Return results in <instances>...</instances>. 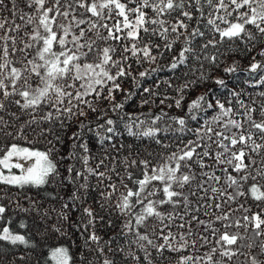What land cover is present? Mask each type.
<instances>
[{"label": "snow or ice", "instance_id": "snow-or-ice-1", "mask_svg": "<svg viewBox=\"0 0 264 264\" xmlns=\"http://www.w3.org/2000/svg\"><path fill=\"white\" fill-rule=\"evenodd\" d=\"M21 3L23 7L17 0H9L8 4L0 0V111H6L9 104L33 112L54 108L55 117L52 111L41 117L50 122L61 116L69 120L87 118V108L97 113V119L104 120L97 128L112 134L100 136L97 132L101 144L118 133L116 121L105 119L108 110L101 109L98 113L97 103L102 97L112 105L110 111L118 113L123 108L122 103H115L113 93L121 91L118 80L131 76L130 71L126 72V68L132 67L130 59L135 58L138 65L155 63L158 55L171 52L183 38L171 69L186 63L189 55L201 60L193 41L205 36L200 27L205 20L204 27L211 26L213 38L202 44L200 52L226 42L240 41L251 47L264 43V0H21ZM4 9L10 16L2 15ZM193 20L196 24L189 31ZM215 34H219L218 40ZM157 39L162 43H156ZM258 54L264 56V49ZM217 58V55L204 57L213 64ZM258 70L264 71V63L255 61L250 71ZM234 71L235 66L224 69L225 73ZM149 74L145 70L139 76ZM215 83L227 86L223 79ZM260 84H264V76L256 81V85ZM258 95L264 98V92ZM240 97L241 93L232 92L226 102L216 99L213 104L207 94L199 96L190 104L189 113L193 109L204 113L211 110L212 115L194 129L187 126L185 118L171 117L180 126L172 130L180 133L175 137L178 143L172 145L156 138L170 127L133 131L137 121L140 125L145 121L129 116L125 127L130 136L154 139L163 148L175 150L155 154L154 159L125 157L120 161L123 176L115 167V157L112 166L105 164L108 157L99 160L95 168L89 166L87 144L80 145L84 155L78 158L85 171L69 167L68 172L75 171L76 178L83 176L85 181L87 175L97 177L100 182L107 180L108 190L101 193L102 198L110 203L116 197L115 209L127 217L121 235L127 238L129 250L117 251L124 252L136 264H154L150 249L166 260V253L175 254L170 264H240V256L245 257L244 264H264V259L259 258L264 256V99L257 103ZM180 104L176 100V107ZM164 115L167 114L156 115L151 124L155 125ZM190 118L197 120L196 115ZM4 123L0 116V124ZM28 124L38 121L33 117ZM80 126L87 125L82 122ZM45 131L39 134L44 135ZM18 133L27 139L23 127ZM185 136L190 138L185 140ZM78 138L74 134L73 139ZM53 151L54 148L42 151L11 144L0 157V184L41 187L50 177H58ZM75 155L70 154L69 158ZM101 167L105 171H100ZM13 168L19 169L20 174L12 173ZM130 169L138 170L139 175ZM113 176L119 184L113 181ZM69 179L75 182V178ZM80 187L86 190L88 185ZM121 187L124 191H120ZM72 199L79 197L73 193ZM67 207L65 204L64 208ZM5 211V206L0 205V219ZM84 212L89 224H94L92 210L85 208ZM88 239L97 244L100 240L94 232ZM0 241L29 244L24 235L14 234L8 227L0 229ZM133 246L143 253V258L131 251ZM256 249L258 252L254 254ZM97 251L103 254L104 249ZM50 260L54 264H71V256L64 247L53 248ZM103 264L113 261L104 259Z\"/></svg>", "mask_w": 264, "mask_h": 264}, {"label": "trees", "instance_id": "trees-1", "mask_svg": "<svg viewBox=\"0 0 264 264\" xmlns=\"http://www.w3.org/2000/svg\"><path fill=\"white\" fill-rule=\"evenodd\" d=\"M5 3L8 4L9 0H5ZM17 3L23 7L21 0H17ZM2 15L10 16V13L4 9ZM205 23L206 20L201 21L200 24L205 36L197 37L193 41V47L201 56L199 61L186 54L189 55L186 63L180 64L176 69H171L173 58L179 56L183 38L171 52L166 51L163 56L158 55L155 63L144 62L138 65L135 58L128 61L132 67L131 69L126 68V72L130 71L131 76L118 80L121 91L113 93L115 103H122L123 108L118 113L110 111L112 105L102 97L97 103L98 113L101 109L108 110L105 119L111 118L116 121L115 128L118 134L113 135L111 141L105 140L103 144L100 143V136L112 134L97 128V125L103 124L104 120L97 119V113H92L87 108H85V111H88L87 118L73 117L69 120L61 116L59 120L54 118L50 122L41 120V117L48 111H52L55 117L54 108L45 107L44 111L37 109L33 112L31 109L22 110L15 104H9L6 111H0V116L5 122L0 124V129H2L0 130V156L13 143L31 146L42 151L54 148L52 159L57 163L59 172L58 177H50L49 182L41 187L18 188L0 184V205L6 208L3 218L0 219V229L8 227L14 234L24 235L29 241L28 245L19 243L13 245L9 241H0V264H53L50 260V251L57 247L67 248L71 256V264H103L104 259L113 261V264H136L131 257L125 256L124 252L117 251L119 248H124L125 252L129 250L127 238L121 235L123 223L127 217L119 214L115 209L116 197H113L110 203H106L102 198L101 193L108 190L105 188L108 181L100 182L97 177L87 175V173H85L87 175V181H85L83 176L76 178L75 171L69 173L68 168L74 167L76 170L85 171L84 165L78 158L84 155L80 145L85 143L89 149L87 154L91 156L89 166L95 168L98 161L105 157H108L105 164L112 166V157H115V167L121 176L125 174V171L120 161L125 157L154 159L155 154L175 150L173 147L163 148L161 144L155 143L154 139L130 136L125 127V124L129 122V116L133 118L138 116L139 120L145 121L143 125L137 121L133 125V131H142L148 127L161 129L170 127L169 131L158 133L156 138L160 139L163 144L172 145L178 143L175 137L180 135L179 132L172 130L180 126L171 120V117L185 118L187 126L194 129L202 123L204 118L212 115L211 110L204 113L193 109L189 113L190 104L199 96L207 94V99L213 104L216 99L226 102L231 98L232 92L241 93L240 98L245 99L246 102L254 99L259 103L261 99H264L258 95L264 92V84L256 85V81L264 76V71H250V65L253 62L264 63V56L258 54L261 49H264V43L258 42L251 47L240 41L226 42L217 45L216 48L210 46L200 52L202 44L213 38V33L209 31L211 26L204 27ZM217 23L220 22L217 21ZM195 24L193 20L189 31ZM221 27L225 25L221 24ZM215 38L218 40L219 34H215ZM155 42L162 43L159 39ZM249 47H251L250 51ZM210 55H217L215 64L204 59L205 56ZM232 66H235L236 71L224 72L225 68ZM152 69H157V71L152 72ZM145 70H148L150 74L140 77L139 73ZM201 76L205 79L202 80ZM133 77H135V82ZM217 79L226 81L227 86H218L215 83ZM186 84L188 87H185ZM144 89H149V91L146 92ZM128 93L131 95L128 96ZM104 95H107V88L104 90ZM89 99H93L95 103L94 98L89 97ZM161 100L164 103H161ZM176 100L181 101L180 107H176ZM161 113L167 115H164L155 125L151 124L152 119ZM121 115L123 119H120ZM191 115H196L197 120H192ZM33 117L36 118L38 124L29 125L28 122ZM82 122L87 126L81 128ZM21 127L27 139L20 137L18 130ZM41 130L47 131L44 135H40ZM74 134H77L79 138L73 139ZM188 138L190 137H184L185 140ZM73 153L76 155L70 159L69 156ZM150 153L153 156H149ZM5 171L8 170L5 169ZM100 171H105V168L101 167ZM130 171L139 175L136 169H130ZM69 178H75V182H70ZM113 181L119 184L115 176H113ZM84 183L88 185L86 190L80 187ZM125 183L132 187L130 182L125 181ZM120 191H124L123 187ZM73 193L79 197L78 200L72 199ZM65 204L68 205L67 208H64ZM101 205L104 206L101 207ZM85 208L92 210L96 218L94 224H89V217L84 212ZM65 216L67 219L64 218ZM21 225L24 226L21 227ZM93 232L100 238L98 244L88 239ZM98 248L104 249L103 254L97 251ZM131 251L143 258V253L134 246ZM150 251H152L154 264H170L175 255L166 253L165 255L168 256L166 260L157 255L154 250L150 249ZM255 252H258V249L254 250V254ZM259 258L264 259V256ZM238 260L240 264H244L245 257L240 256Z\"/></svg>", "mask_w": 264, "mask_h": 264}, {"label": "rangeland", "instance_id": "rangeland-1", "mask_svg": "<svg viewBox=\"0 0 264 264\" xmlns=\"http://www.w3.org/2000/svg\"><path fill=\"white\" fill-rule=\"evenodd\" d=\"M5 154V151L3 152ZM3 154V155H4ZM3 155H1L0 157H2ZM12 173H15V174H20V170L19 169H16V170H12ZM5 174H8V171H5ZM54 264V262H53Z\"/></svg>", "mask_w": 264, "mask_h": 264}]
</instances>
